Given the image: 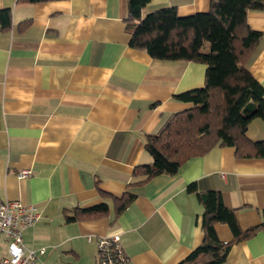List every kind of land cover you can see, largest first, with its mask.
Segmentation results:
<instances>
[{
    "label": "crops",
    "instance_id": "1",
    "mask_svg": "<svg viewBox=\"0 0 264 264\" xmlns=\"http://www.w3.org/2000/svg\"><path fill=\"white\" fill-rule=\"evenodd\" d=\"M209 3L149 0L141 17L163 8L188 16ZM0 9L11 11L9 28L0 26V200L38 215L22 233L27 249H44L34 264H97L89 235H119L127 264L180 263L203 239L190 184L220 192L242 230L263 221L264 157L242 158L233 147L136 183L135 167L151 162L146 136L190 107L175 96L203 87L206 67L130 47L127 0H0ZM246 26L261 38L244 67L264 87V11H248ZM246 136L264 140V122L252 120ZM125 192L135 197L116 216L113 198ZM100 203L105 215L66 221ZM215 232L232 241L227 225ZM224 264H264V230L234 243Z\"/></svg>",
    "mask_w": 264,
    "mask_h": 264
},
{
    "label": "trees",
    "instance_id": "2",
    "mask_svg": "<svg viewBox=\"0 0 264 264\" xmlns=\"http://www.w3.org/2000/svg\"><path fill=\"white\" fill-rule=\"evenodd\" d=\"M148 1L127 0L129 46L145 50L155 60L203 64L206 71L203 87L175 96L190 107L171 114L155 134L146 136L144 149L151 162L135 167L134 176L143 178L136 183H145L158 175L172 176L184 163L215 147H233L242 158H263L264 140L252 142L246 132L252 120L264 122V87L244 63L261 38L260 32L246 26V14L264 11V0H210L205 12L179 16L174 8H163L141 17V9ZM10 24V9H0V26L7 29ZM187 190L196 194L203 209V239L178 264H224L234 243L264 230V218L242 230L234 210L223 204L220 192H198L194 184ZM134 197L125 192L113 198L116 216ZM107 212L108 205L100 203L76 209L71 216L66 215V221H76L79 215L100 217ZM216 224L228 226L233 236L231 242L218 239Z\"/></svg>",
    "mask_w": 264,
    "mask_h": 264
},
{
    "label": "built area",
    "instance_id": "3",
    "mask_svg": "<svg viewBox=\"0 0 264 264\" xmlns=\"http://www.w3.org/2000/svg\"><path fill=\"white\" fill-rule=\"evenodd\" d=\"M29 173L23 171L18 177L24 178ZM227 173H221V179L228 178ZM38 220V215L31 206L19 201L0 200V264H34L36 258L43 254L44 249L30 250L23 244L22 233ZM88 240H94L97 249V264H127L119 235L98 236L89 235Z\"/></svg>",
    "mask_w": 264,
    "mask_h": 264
}]
</instances>
